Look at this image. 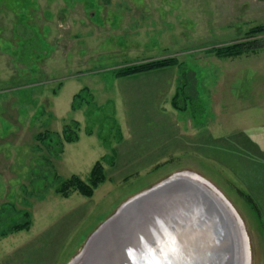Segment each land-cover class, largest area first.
<instances>
[{"label":"rangeland","instance_id":"1","mask_svg":"<svg viewBox=\"0 0 264 264\" xmlns=\"http://www.w3.org/2000/svg\"><path fill=\"white\" fill-rule=\"evenodd\" d=\"M257 24L264 0H0V264H69L124 201L182 171L224 195L264 264V46L212 53ZM168 56L180 65L111 74ZM102 158L91 197L57 192Z\"/></svg>","mask_w":264,"mask_h":264},{"label":"water","instance_id":"2","mask_svg":"<svg viewBox=\"0 0 264 264\" xmlns=\"http://www.w3.org/2000/svg\"><path fill=\"white\" fill-rule=\"evenodd\" d=\"M246 248L250 259L230 202L208 180L182 171L124 201L69 264H247Z\"/></svg>","mask_w":264,"mask_h":264},{"label":"trees","instance_id":"3","mask_svg":"<svg viewBox=\"0 0 264 264\" xmlns=\"http://www.w3.org/2000/svg\"><path fill=\"white\" fill-rule=\"evenodd\" d=\"M264 33V24H257L250 27L247 31V37L243 41L234 42L232 44H227L225 46L215 47L212 49V53L215 56L223 58H233L239 57L250 52H255L260 46H264V38H259L258 36ZM263 37V36H262ZM251 38V39H250ZM258 41H262L261 44ZM262 46V47H263ZM261 47V48H262ZM260 50V49H259ZM179 60L177 57L168 56L153 60H147L140 63H131L125 66L112 69V75L116 76H135L141 73L149 72L152 70H164L166 68H171L179 66ZM187 95V94H186ZM178 92L174 95L172 104L175 108H180ZM188 98V96L186 97ZM81 105V97L79 93L73 95L72 107L75 109ZM74 125H65L63 130V141L64 142H73L79 139L78 127L79 122L74 120ZM76 127V128H75ZM77 129V130H76ZM46 133V132H45ZM38 140H43L44 133L40 132L36 136ZM103 159L97 160L87 178H82L77 174H72L66 179L61 180L60 187L57 188V192L62 197H69L73 192H78L79 194L85 197H91L94 194L95 189L98 188L106 180L105 167L103 165ZM258 208V207H257ZM25 219L21 223H16L12 227V231H20L24 229H29L31 224V219L29 215L24 216Z\"/></svg>","mask_w":264,"mask_h":264},{"label":"bare ground","instance_id":"4","mask_svg":"<svg viewBox=\"0 0 264 264\" xmlns=\"http://www.w3.org/2000/svg\"><path fill=\"white\" fill-rule=\"evenodd\" d=\"M244 245L246 246V243H244ZM247 251H248V248H247ZM245 252H246V249H245ZM244 261H245V259H244ZM248 262H249V252L246 255V263L248 264Z\"/></svg>","mask_w":264,"mask_h":264}]
</instances>
